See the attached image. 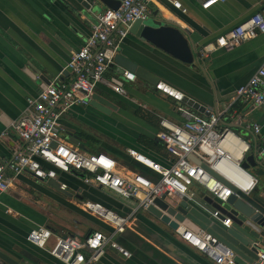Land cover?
Instances as JSON below:
<instances>
[{"label": "crops", "instance_id": "obj_1", "mask_svg": "<svg viewBox=\"0 0 264 264\" xmlns=\"http://www.w3.org/2000/svg\"><path fill=\"white\" fill-rule=\"evenodd\" d=\"M178 1L187 12L182 13L166 0H155L149 6V15H160L175 23L197 51L264 6V0H224L208 8H202L204 0ZM81 2L0 0L1 162L22 148V141L10 124L26 115V98L35 96L42 86L58 76L63 82L71 79V73L65 69L70 54L89 36L96 14L107 8L95 0L96 9L85 13ZM129 27L124 38L117 42L114 55L120 54L169 80L203 100L207 109L221 108L234 90L247 82L264 63V33L231 49L218 48L208 57H201L206 75L213 83L211 89L196 64L181 63L129 33ZM120 68L121 65L112 62L104 76L121 82L125 94H117L101 83L96 88V93L118 106L116 109L105 114L90 105L75 106L62 116L61 123L68 136L72 131L91 136L95 142L90 149L96 151L103 147L105 153L118 161L129 160L124 152L126 148H135L161 161L165 156L162 147L152 150L143 144L146 140L157 141L156 127L138 118L134 112L142 108L180 122L182 119L176 106L182 103L159 90L154 92V88L144 89L137 77L134 81H125ZM125 70L133 72L132 69ZM214 91L221 97L216 104ZM239 105L242 109L236 108V118H240V123L233 128L252 149L254 146L264 148V108ZM253 123L260 126L259 133L248 127ZM81 142L86 144L83 138ZM248 170L256 178L254 192L263 196L264 158L259 156V161L255 160ZM60 182L67 184L66 190L59 188ZM83 200L99 201L121 215L134 209L132 201L119 199L93 184H84L72 173H60L55 183L36 179L28 172L16 176L11 186L0 193V251L12 260V263L0 261V264H64L26 240L27 233L38 226L50 228L49 246L57 235L82 237L94 230L110 231L109 226L79 208L78 204ZM182 225L197 228L190 222ZM115 238L131 252V257L123 258L107 249L99 264H216L184 242L176 231L163 225L147 209L137 210L124 232Z\"/></svg>", "mask_w": 264, "mask_h": 264}, {"label": "built area", "instance_id": "obj_2", "mask_svg": "<svg viewBox=\"0 0 264 264\" xmlns=\"http://www.w3.org/2000/svg\"><path fill=\"white\" fill-rule=\"evenodd\" d=\"M154 1L121 0L117 8H106L96 14L89 36L70 54L65 65L71 79L63 82L58 76L35 96L27 97L26 115L10 124L23 145L9 159L0 161V193L11 186L16 176L25 172L44 181L57 180L60 173H72L84 184H93L119 199L134 203L131 213L121 215L99 201L79 202L82 211L111 228L107 232L94 230L82 237L57 235L50 246L48 241L52 232L47 226L35 227L27 233L28 242L64 264H99L107 249L130 258L131 252L115 236L124 232L137 210L154 205L156 198H196L199 193L192 191L190 186L197 185L202 189L201 198L208 195L224 204L231 195L239 197L240 193L248 195L255 190L256 178L242 167L247 155L252 153V146L233 129L232 124L240 123V118H236L235 104L264 108V63L247 82L234 90L221 108L206 109L207 115L184 104L176 106L182 119L180 122L158 115L155 138L165 151L161 161L135 148H126L127 163L131 166L124 165L105 152L80 148L81 139L76 137L79 142L75 144L67 135L61 123L62 116L75 106L89 105L98 84L117 94H125L122 83L108 79L104 74L112 63L117 42L124 38L126 29L134 21L149 16V6ZM166 1L182 13L187 12L180 1ZM218 1L224 0H204L201 6L208 8ZM258 33H264V6L214 42L202 46L200 55L206 58L218 48H234ZM108 50L111 51L109 56L106 55ZM122 77L125 81L136 79L133 72L126 70ZM248 127L254 133L260 131L256 123ZM257 154L264 158V148H257ZM59 188L66 190L67 184L60 182ZM202 203L206 208L207 203ZM208 210L212 216L218 215L217 210ZM221 222L229 226L231 220L226 217ZM175 231L184 242L216 264L235 263L233 251L224 247L213 233L182 224ZM261 246L253 264H264V240Z\"/></svg>", "mask_w": 264, "mask_h": 264}, {"label": "water", "instance_id": "obj_3", "mask_svg": "<svg viewBox=\"0 0 264 264\" xmlns=\"http://www.w3.org/2000/svg\"><path fill=\"white\" fill-rule=\"evenodd\" d=\"M99 1L105 4L107 8L112 9L117 8L121 2V0ZM81 6L82 11L85 13L93 12L96 9L95 0H82ZM128 31L181 63L196 64L203 73L209 87L211 89L214 88L213 83L206 75L200 52L195 49L188 40L186 33L175 23L160 15H149L145 20L134 21ZM110 53L111 51L108 50L106 55L109 56ZM112 62L122 66L120 68L121 74L124 69H132L137 79L142 82L144 89L152 90L154 88V92H157V90L164 92L178 102L207 115L205 112L207 105L203 100L177 87L169 80L141 65L128 59L126 60L120 54L113 55ZM214 94V102L216 104L221 101V97L215 91ZM89 105L105 114H109L111 110L118 107L111 100L98 93L93 95ZM235 126V124H232V127ZM74 136L70 135V140L78 144L79 139L76 138L75 134ZM78 145L84 149L82 142ZM257 148L259 146H254L252 153L247 155L242 163L244 169H248L255 160L259 161ZM48 182L55 183V180L49 179ZM200 196L201 194L199 193L196 198L192 199L186 196L179 200L156 198L154 205H150L146 209L171 230L175 231L180 224L190 222L201 229L213 233L224 247L233 251L234 264H253L254 260L257 259L258 251L262 250L261 245L264 240V195H260L259 192H253L248 195L240 193L239 197L231 195L224 204L214 200L211 196L205 195L202 198ZM202 201L207 203L206 208ZM209 208L217 210L218 215L216 217L212 216L208 210ZM226 217L231 220L229 226H224L221 222ZM0 261L12 263V260L1 251Z\"/></svg>", "mask_w": 264, "mask_h": 264}, {"label": "trees", "instance_id": "obj_4", "mask_svg": "<svg viewBox=\"0 0 264 264\" xmlns=\"http://www.w3.org/2000/svg\"><path fill=\"white\" fill-rule=\"evenodd\" d=\"M234 108H237V109L241 110L242 109V106H240L239 104H235L234 105ZM134 114L138 118L142 119L144 122H147L150 125L156 127V129H158V127H159V124H158V122H159L158 114L154 113L153 111H149V110L142 109V108H137V110H135ZM75 134H76V136L78 138L85 139V141H86L85 142L86 144H84L85 150L93 151V149H90V148H93L94 147V144H93L95 142V139L94 138H92L91 136H88L86 134H82V133H78V134L75 133ZM143 144H146L147 147H149L152 150H158V148H161L162 147L161 143L158 140L157 141L146 140ZM96 151H100V150H96ZM125 163L127 165L131 166L130 163L128 164L126 161H125Z\"/></svg>", "mask_w": 264, "mask_h": 264}, {"label": "rangeland", "instance_id": "obj_5", "mask_svg": "<svg viewBox=\"0 0 264 264\" xmlns=\"http://www.w3.org/2000/svg\"><path fill=\"white\" fill-rule=\"evenodd\" d=\"M234 129V128H233ZM236 132H237V130L236 129H234ZM100 135H102V134H100ZM104 137V136H103ZM98 139H101V138H98ZM100 142V141H99ZM97 150H100L101 152H106V150L102 147V148H98ZM122 164H126L124 161H120ZM190 189L192 190V191H194L196 194H198V193H202V189H201V187H199V186H197V185H192V186H190Z\"/></svg>", "mask_w": 264, "mask_h": 264}]
</instances>
